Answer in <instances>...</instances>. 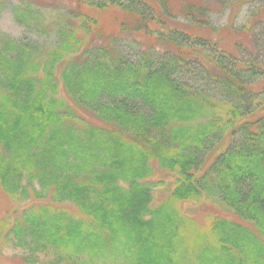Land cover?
I'll use <instances>...</instances> for the list:
<instances>
[{
	"label": "trees",
	"instance_id": "1",
	"mask_svg": "<svg viewBox=\"0 0 264 264\" xmlns=\"http://www.w3.org/2000/svg\"><path fill=\"white\" fill-rule=\"evenodd\" d=\"M254 1L227 28L251 49L215 37L226 29L209 5L233 0L11 3L16 24L48 35L0 33V190L26 203L0 225L24 260L185 264L190 248V264H264V0ZM149 163L170 183L150 179ZM200 200L233 217L214 216L190 246L176 204Z\"/></svg>",
	"mask_w": 264,
	"mask_h": 264
},
{
	"label": "rangeland",
	"instance_id": "2",
	"mask_svg": "<svg viewBox=\"0 0 264 264\" xmlns=\"http://www.w3.org/2000/svg\"><path fill=\"white\" fill-rule=\"evenodd\" d=\"M16 0H2L0 1V33L4 36H9L14 39H23L25 37L36 39L39 41H46L48 39V35H43L38 37L34 32H28L24 30L21 26L16 24L13 20L12 13L10 11L11 3ZM46 2V1H45ZM212 9L209 14L210 22L216 28H225L226 31L221 33H215V37L219 38V40L226 45H232L233 42L241 41L246 46L247 49H251V39L249 34H243L244 38H239V35L236 40L234 39V35L230 34L227 31V28H239L241 27L247 20L250 11L256 6L254 0H233L231 7H225L223 9L215 8L213 5H209ZM104 16L107 15V12L103 13ZM103 16V17H104ZM229 28V29H230ZM208 30V29H206ZM194 31H198L195 28ZM202 32H207L203 31ZM210 32V30H208ZM223 112L220 110H215L214 115L220 116ZM150 164V163H149ZM151 168L154 166L155 168L152 170L150 179H164L166 183H170L169 180H172V175L169 172L159 170L155 165L150 164ZM148 178V179H149ZM170 188L172 186H169ZM167 186L162 187L161 189L154 190L152 200L153 205L159 202L161 195H164L168 192ZM25 201H19L13 197L5 195L3 191L0 190V222H12L13 218L19 214V211L25 207ZM59 208L69 212L74 217L82 218V214L77 210V208L70 203H63L59 206ZM176 208L179 212L191 219V227L193 231H184V235L189 242H196L189 244L190 246L197 245L199 238L202 235H207L206 227L208 228V224L210 220L214 216H224L227 218H232L230 213L225 211L220 205L213 203L207 200H200L199 202H189V201H180L176 204ZM205 223V225H204ZM8 225L5 224L3 226L0 225V264H35L34 262H28L26 259L24 260V256H22L23 251L18 247H14L11 242V235L7 237L3 236L4 230L8 229ZM199 229L198 231H196ZM186 251V255L183 258L185 264H190V252L191 249L188 248ZM48 257L45 255H40L39 259L42 261V264H46L44 259ZM50 258V257H48ZM121 262L120 259L115 260L112 264H118ZM39 264V263H38ZM98 264H110V263H98Z\"/></svg>",
	"mask_w": 264,
	"mask_h": 264
}]
</instances>
